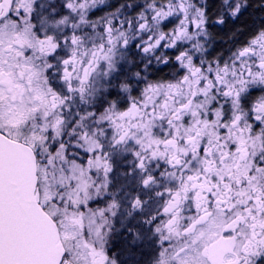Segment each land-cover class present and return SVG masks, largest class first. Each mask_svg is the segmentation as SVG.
I'll return each instance as SVG.
<instances>
[{
    "label": "snow or ice",
    "instance_id": "6c2138e0",
    "mask_svg": "<svg viewBox=\"0 0 264 264\" xmlns=\"http://www.w3.org/2000/svg\"><path fill=\"white\" fill-rule=\"evenodd\" d=\"M0 264H264V0H0Z\"/></svg>",
    "mask_w": 264,
    "mask_h": 264
},
{
    "label": "trees",
    "instance_id": "16d2710c",
    "mask_svg": "<svg viewBox=\"0 0 264 264\" xmlns=\"http://www.w3.org/2000/svg\"><path fill=\"white\" fill-rule=\"evenodd\" d=\"M259 0H252V3H258ZM249 14H251L252 17H258L260 15L259 12H253L252 9H249L248 13H245V17H243L242 19H246L249 17Z\"/></svg>",
    "mask_w": 264,
    "mask_h": 264
},
{
    "label": "flooded vegetation",
    "instance_id": "af4514ba",
    "mask_svg": "<svg viewBox=\"0 0 264 264\" xmlns=\"http://www.w3.org/2000/svg\"><path fill=\"white\" fill-rule=\"evenodd\" d=\"M243 18V17H242Z\"/></svg>",
    "mask_w": 264,
    "mask_h": 264
}]
</instances>
